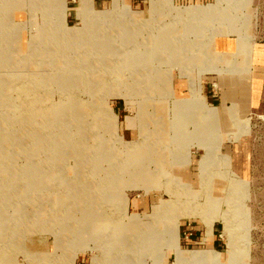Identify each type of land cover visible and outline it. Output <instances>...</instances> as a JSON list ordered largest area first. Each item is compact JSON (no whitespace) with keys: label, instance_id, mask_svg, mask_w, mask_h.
<instances>
[{"label":"rangeland","instance_id":"obj_1","mask_svg":"<svg viewBox=\"0 0 264 264\" xmlns=\"http://www.w3.org/2000/svg\"><path fill=\"white\" fill-rule=\"evenodd\" d=\"M83 1L92 12H114L118 8L119 16L107 23L115 27L116 22L123 19L124 24L117 27L118 29L125 27L126 31L113 33L115 37L111 35L110 43L112 46L120 45L121 39H126L123 43L130 48L132 54H138L140 57L149 53L146 45L151 43L145 41L148 39L151 41L155 36L158 40L163 39L161 30H174L176 27L183 29L180 36L190 45L192 39L196 41L195 44L197 41L210 40L214 45L215 39L220 35H231L233 38L237 36L240 49H244L247 59L252 51V43L264 49V0H121L123 6L120 7H117L118 0ZM33 3L40 5L33 6ZM10 4L13 7L10 16H3L1 12L3 8H0V21L10 24L0 27V136H3V139L0 137V142H5V150L3 152L0 150V173L5 175L3 180H0L2 200L0 227L2 230L6 229L0 233V264H92L93 259L99 264H106L108 259L106 254L111 256V262L107 264H121L118 262V255H114L119 254L117 249L121 243L129 244L131 247L127 264H176L177 248L187 251H208L209 254L217 252L220 261L215 264H264V115L242 119L232 114L237 126H245L242 131L249 133L246 149L250 171L245 179L232 171L228 157L221 153V146L216 141L200 142L198 131L187 128L186 125L191 123L189 115H186L187 111L175 109L181 103H186L184 101L193 100L208 112V117L209 114L216 115L209 106L204 105L203 99L196 95L193 99L174 100L162 96V92L167 96L173 95V83L181 75L188 78L191 90L195 92L198 90L200 93L204 73L221 74L225 70L228 71L230 66L220 65L223 58L219 57L226 58L229 54L219 56L223 52L214 48L211 57V50L184 49L183 52L178 50L175 56H170L168 49H162V53H154L151 59L139 58L137 60L139 65L133 64V58H130V64L126 60L124 65L118 64L117 58H112L109 60V68L115 74L117 72L114 75L117 79L111 81L104 78L112 74H104L100 64L87 56L89 51L82 49V46L90 44L77 42L71 44L72 50L69 52L76 56L82 55L83 59L75 57L73 62L78 65L80 63L86 68L79 72L83 74L81 80L74 83L75 89L67 95L63 87L70 83L67 80L73 74L66 59L60 57V52H57L54 60L50 61L37 59L35 52L30 54L28 50L38 45L47 46L48 36L63 33L64 24L67 28L71 27L68 30L72 35H77L81 39L85 37L84 32L81 30L75 32L73 30L77 28L73 27L86 26V30L89 31L95 27L101 28L103 24L99 26L95 23L91 18V12H88L87 20L83 19L82 0H50L47 12H44L43 3H38L37 0H21L18 7L16 1ZM94 38L106 39L100 36ZM45 53L49 54L47 51ZM217 53L220 54L217 56ZM141 62L145 65L140 64ZM181 62L183 63L180 64ZM218 68L222 71H217ZM86 73L87 75H84ZM33 77H55L60 83L50 82L48 88L51 91L46 93L44 91L46 84L41 85V89H38L37 83L32 86L30 79ZM85 77L89 80L98 77L100 82H97L103 87L95 92L86 91L88 85L95 86L97 82L86 81ZM186 77L183 78L187 80ZM30 86L36 90L32 91ZM70 100L85 105L88 111L82 118L86 123L90 122L91 128L86 133L74 124L70 127L71 135L65 141L61 139L63 128L62 130L57 128L55 132L53 130L52 135L48 125H44V120L51 115V109L55 105ZM165 101L168 106H174L175 112L183 113L176 119L185 122L182 128L181 123L172 125L171 133L168 129L162 131V102ZM31 112H34L38 122L37 129L34 127L33 130L40 135L44 131L47 134L51 133V136L42 139L41 142L50 141L51 145L52 141L56 140L55 148L45 146L48 147L46 149L37 140L35 145H27L25 138L24 144L13 145L14 142L20 141V135L26 136L24 134L27 130L24 133L23 129L26 128L21 125ZM127 117L135 119L138 137L134 136L131 128H127ZM214 125L215 130L218 129V124ZM209 130L211 132V129ZM78 142L79 146L75 144ZM193 144L204 151L198 160L200 187L196 184L192 186L186 181L188 179L184 177L183 169L182 173L176 169L178 167H174L191 161ZM163 145L170 149L175 146V149L165 153L162 150ZM146 149L148 152L139 153ZM207 149L209 152L215 150L216 154L212 161H208V174L204 176L201 162L202 159H207ZM103 151L105 153L112 151V156L108 153L103 156ZM24 152H29L27 154L29 156L22 157V154L25 155ZM76 152L82 154L79 159ZM7 154H11V158H14V154L17 155L14 162L6 161ZM30 155L38 158L37 172L33 173L32 166L31 172L25 175L27 174L25 169L28 168L26 159L29 161V158H32ZM193 155L199 157L201 151L193 147ZM221 156L225 158L226 170L235 174L232 173V177L243 180L244 190L239 196L234 194L231 200L226 198V203L213 207L211 196L223 195L224 185L232 183L231 178L217 176V172L225 169L219 161ZM100 158V161H96ZM138 158L146 159L143 162L144 165H148V171L145 173L147 175L139 181L147 182L149 188L131 184V181L137 179L136 174L120 168L119 172L123 177L115 179V183L108 184L107 189L110 193L105 210L98 194L92 192L101 188L99 184L103 185L110 180L111 166L131 167L134 163H140ZM81 165L80 175L84 182L78 184L74 179L78 177V167ZM180 173L183 177L179 176ZM7 179L10 182H7ZM205 181L210 185H204ZM76 183L79 187L84 183L89 184L87 190L89 193H76ZM123 184L124 187H120ZM207 188L212 189L208 197H206L208 192L204 191ZM186 190L198 196L192 205L187 204L188 207L196 205L195 210L205 216L196 215L190 208H187L189 209L187 211L185 205L178 207L171 203L173 207L171 212H175L178 218L169 216L170 213L155 218L153 221L154 223L157 221L154 225L158 227L156 232L161 237L160 242L147 241L157 235L155 229L149 225L154 207L157 204L161 205L163 200L170 199V194L179 192L186 194ZM13 198L14 202L6 201ZM135 198L139 201L138 212L133 210L132 200ZM237 203L238 206L229 208L231 204ZM92 206L97 216L86 226L84 217L87 213L93 212ZM102 218L105 220L101 221ZM78 221L81 224H78ZM92 221H95V224ZM173 221H177V224ZM193 221H199L209 234L213 233L214 227L218 230L222 235V252L205 249L208 247L199 244L182 246L183 248L180 246V227ZM86 227L94 228L98 235L93 230H86ZM175 227L177 228L174 232ZM11 228L15 229L14 235L10 231ZM141 229L149 232L147 240H144L145 234H140ZM125 231L127 234L124 235ZM103 233L109 236H103ZM232 235L238 237L237 243L234 242ZM119 238H126V242L120 241ZM230 244L238 246L234 260L226 257ZM140 245L142 249L139 250L137 247ZM111 247L114 248L112 255L109 252Z\"/></svg>","mask_w":264,"mask_h":264},{"label":"bare ground","instance_id":"obj_2","mask_svg":"<svg viewBox=\"0 0 264 264\" xmlns=\"http://www.w3.org/2000/svg\"><path fill=\"white\" fill-rule=\"evenodd\" d=\"M13 1H16V3H17L16 7L20 6L21 0H0V8L1 7L3 8V9L1 8L2 9L1 12H2L3 16H10L11 10L13 9V7L11 6L10 3H12ZM37 1H38V3H40V2L43 3L42 4V7L45 10V11L44 10L43 11L44 12H47L46 9L49 8L48 7V4H49L50 0H37ZM120 1L121 0H118L117 1L118 2L117 7L123 6L122 3H120ZM32 5L33 6H37V5H40V4L33 3ZM82 7H83V9L81 8V11H82V17H83V19H86L87 20V18H88V12H91V18H92V20L95 23H98L99 26L101 24H103V27H101V28L95 27L96 29L95 28L89 29V31L86 30V26L73 27V28H77V29H74L73 30L75 32H77L79 30H81V31L84 32V36L85 37H82L81 36L83 38V39H81L80 37L78 38L77 35L76 36L72 35L71 32H70V30H68L69 27L67 28L66 27V24H64L62 26L63 31H64L63 33L57 34L56 36H53V35H49L48 36V44H47V46H43L42 45L43 47H41V46L38 45V46H36V48L29 49L28 50V51H30L29 52L30 54L33 53V52H35V54L38 56L37 59H40V60L50 59V61L51 60H54L55 54L57 52H60V54H61V55L59 54L60 57H63L64 59H66V63L68 64V66H70L69 67L70 72H72V74H73L70 77V79H68V80L65 79V80L68 81V83L70 82L68 85H66V86L63 87V88H65L64 90L66 91L67 95H70L71 92H73V89H75L74 88L75 87V84L74 83H77V82H79L81 80V77L83 76V74L82 73H79V72L83 71V69L86 68V67H83L80 63L78 65V64H76V63L73 62V59L75 57H78V58H82L83 59V56L82 55L81 56H76L72 52L71 53L69 52L70 50H72V45L75 44V43H77V42L78 43L79 42H84V43H87L88 42V44H90L89 46L88 45L82 46V49H85V51H87V52L89 51V53L87 54V56L89 57L90 60L91 59H95L97 61L98 65L100 64L101 70H103L102 72L104 74H112V75L107 76L106 78H104L106 80H111V81L114 80V79H117V77H114V75H116L117 72L115 74L114 72L111 71L112 69L109 68L110 67L109 66L110 65L109 60L112 59V58H117L119 60L117 63L118 64H123V65L126 62V60L128 61V64H130L131 63L130 62V58H133V64L139 65V61H137V60H139V58L147 57L148 59H151L153 57V54L154 53H158V52L162 53V49H164V50H167L168 49L170 51V56H175V54H177V51L178 50L175 47L176 46L175 45V42L180 41L181 40V36L175 34L172 29H168V31L161 30V33L164 35L163 39L162 38L161 39L159 38V40H158L157 39V36H155L154 38H152L151 41H150V39H148L147 41H145L146 43L147 42L148 43H151L150 45H146V49L149 51V53L146 54V55H142L141 54L142 55L141 57L138 54H132L131 53L130 48H128L125 45V43H123V41L126 40V39H123L122 38L121 39V42L122 43L120 45L114 44L115 46H112V44L110 43V40H111L112 36L115 37V35L113 33H119V32H122L123 33V32L126 31L125 30V27H123L121 29H118V27H117V26H122L124 24L125 21L123 19L121 20L122 22L121 21L116 22L117 24H116L115 27L113 25H110V24L107 23L108 21H111V19L117 18L119 16V15H117L118 8L114 12H109V11L92 12V9L90 7L88 9V7H86V4L84 3L83 0H82ZM121 18H123V17H121ZM104 24H107V25H104ZM9 25L10 24H8L6 21H4V22L3 21H0V27L1 26H9ZM96 26H97V24H96ZM69 29H71V27ZM94 36L95 37H99L100 36V37L106 38V39L98 40V39L94 38ZM183 50H184V48L181 50V52H183ZM42 51H43V53H42ZM45 51L49 52V54H46ZM218 54H220V53H217L216 55L218 56ZM225 54L226 53L223 52L219 56L225 55ZM219 58L220 59H222V58L224 59L223 56H221ZM219 58H218V60H220ZM150 63H152V62H150ZM182 63L183 62H181L180 64H182ZM140 64L145 65V63H142V62ZM216 70L217 71H222L221 68H218ZM231 70L237 71L238 68L237 67L230 66L229 69H228V71H231ZM90 74L91 73L89 72V75ZM84 75H87V73L84 74ZM95 78L96 77H93L90 80H89V78L88 79L86 78L84 80H86V81L89 80V82H91V83L92 82L96 83L97 81L100 80V79H98V77L96 79ZM30 81L32 83V86H34V83H37V86H39L38 89H41L40 88L41 85L46 84V86L44 88V91H46V93H48L49 90H50L48 88V84H50V82L60 83L59 79H57L55 77H46V78H43V77H36L35 78V77H33V78L30 79ZM100 85H102V84H100ZM100 85L97 82V84L95 86L94 85H92V86H89L88 85L85 89H86V91H89V92H95V91H98L99 89H101V87H103V85L102 86H100ZM32 86H30V89L32 91H35L36 89L34 87H32ZM192 92H193L194 95H196L194 90H192ZM184 102H186V103H181L175 109L176 110H179V111H181V110L183 111V110H189V109L192 108L191 107L192 100H189V102L188 101H184ZM84 106H83V104L81 102L76 101V100H70V101H67V102H65L63 104L55 105L54 108L51 109V115L48 116L47 119L44 120L45 121V124L44 125H46V126L48 125V127L52 131L51 132L52 135H53V130L55 132L57 130V128H61V130L63 128V132L64 133L61 134V139L62 140L65 139V141H66L67 137L69 135H71L70 127L71 126H74V124L78 125L79 126V129L84 130L87 133V131L91 128L89 126L91 124H90V122H87L86 123V121L82 118V115H84V113H86L88 111V109H86V107H84ZM97 111L98 110H96V112ZM67 112H68V116H66L67 115ZM205 113H206L205 115L207 116L208 115V112H205ZM141 114L142 113H140V117H141ZM235 114L236 113H233V115H235ZM186 115H189V117L191 118L190 111L187 112ZM65 116H66V118H64ZM26 118L27 119L25 120V122L21 125L22 127H25L26 128V129H23L24 130L23 131L24 133L27 130V132L24 134L26 136H21L20 135V141L19 142H14L13 145L15 143L24 144V142H25L24 141V138H25V140L27 139V142H26L27 145H29V144H34L35 145V140H37V141H40L39 144L43 145L44 147L45 146H52V147L55 148V145H56L55 142H56V140H54V141L51 140L52 141L51 145H50V141L49 142H44V143L41 142L42 139L48 137L49 135L51 136V133L47 134L44 131V132L41 133L42 135H44V136H42V135H40L39 133H36L33 130L34 127H35V129H37L36 124L38 123L36 121V118L37 117L34 114V112H31L30 115H27ZM190 118H189V120H190ZM215 119L216 118L213 117V119H212L213 121L211 120L212 121V125L210 126V127H212V129L210 128L211 129V132H213V130H215V125H214V123H216V120ZM179 122L181 123L180 124V127L182 128L184 126V123L185 122L183 120H181ZM93 126H94V124H93ZM43 129H44V127H43ZM200 129H202V126H200ZM206 129H207V125H206ZM206 129L204 128V131L207 132ZM68 130H70V131H68ZM68 132H69V134H68ZM200 134L203 135V133H200ZM202 137H204V138L207 139V137H205V136H202ZM2 139H3V136H2ZM178 139H180V136H178ZM175 140H176V138H174L173 141H175ZM0 144H1L0 150H2V152H3V150H5L4 149L5 148L4 147L5 142L4 141L3 142H0ZM75 144L79 146L80 145V142L75 143ZM171 144H172V142H171ZM168 145H170V144H168ZM45 148L47 149L48 147H45ZM27 149L29 151V148H27ZM173 149H175V146H174ZM173 149H170V147H168V146H164V145L162 146V150L165 153H167L168 150H173ZM145 152H148V150L147 149L146 150H141L139 153L144 154ZM28 153L29 152H24L25 155L22 154L21 156L22 157L29 156V155H27ZM107 153H108L109 156H112V151H108L106 153H105V151H103L102 155L103 156H106ZM206 153H207L206 154V158L207 159L204 158V159H202V162H201L202 172H203L202 175H204V176L208 174L207 164L210 161H212V159H214V156H215L214 151L209 152V150H208V151H206ZM7 155H8V158L6 159L7 162L8 161L9 162H14V160L16 159V156H17L16 154H14V158H11L12 157L11 154H7ZM81 155L82 154H80V152H78V153L76 152V157L78 159H79V157ZM30 157H32V158H29L30 159L29 161H28V159L24 158V159L27 160L26 162H28V163H26L28 168L25 169V173H27L25 175H28L31 172V167L32 166L36 167V169L33 167V169H32L33 173H36L37 172V164H36V162H37V159L38 158L36 159L34 155H30ZM144 158H138L137 160L140 163H134V164H132L131 167L126 166V165H120V166L117 165L116 167H112V166L110 167L111 168L109 170V173H110L109 174L110 175L109 179L110 180L107 181V183H103V185H100L99 184V186L101 188L100 189H97V190H95V191L92 192L95 195L98 194V197L100 199V202L104 204L105 210H106V205L105 204H107V202L109 201L108 194L110 193V191H108V189H107L108 188V184L110 182L111 183H115V181H116L115 179H119V178L123 177V174L119 172L120 171V168H122L123 170H125L127 172L130 171V172H134V174H136V176H137L136 178L137 179H134V181H131L132 182L131 184H133L134 186H143L145 188H149L148 187L149 185H148L147 182H145L144 180H143V182L142 181H139V179H144L146 177L144 175H147L145 173L148 171V167H147L148 165L147 164L144 165V162H143V161L146 160ZM109 159L112 160L113 158H109ZM220 159L221 160H219V161H220V163L222 164V166L225 169L223 171L217 172V176L223 177L225 179L231 178L232 183L231 184L230 183H226V185H224L225 188H224L223 193H222L223 195H221V196H211V202H212V206L213 207H217V206L221 205L223 202L226 203V201H225L226 198H228V199L231 200V197L234 194H236V195L239 196V194H242V192L244 190V187H243L244 182H243V180H240L238 178H233L232 177V173L233 172H230V171L226 170L227 169V166L225 167V165H226L225 158L222 157ZM100 160H101V158L100 159H97L96 161H100ZM163 161H165V160L163 159ZM81 169H82V165L80 167H78V172H77L78 177H75V179H74V181L76 180L78 184L84 182L82 180L81 175H80ZM227 171H228V173H227ZM113 172H115V173L113 174ZM4 176L5 175H3V174L0 173V180ZM10 176H14V175H10ZM7 182H10L9 179H7ZM220 182L222 183V181H220ZM77 183H76L75 186H77ZM124 185L125 184L121 185L120 187H124ZM204 185L208 186L210 184H208V182L205 181V184ZM89 186L90 185L87 184V183H84V185H82L80 187L78 185L77 187H75V189H76L75 191L78 194H81V193L87 194V193H89L87 191L89 189ZM102 186L104 188H102ZM103 189H105V190H103ZM167 191L170 192L169 190H167ZM204 191L205 192H208V194L206 195V197H208L209 196V192H212V189H208L207 188ZM12 193H14V192L12 191ZM184 194H185L184 192L175 193L174 195L170 194V199L163 200V202L161 203V205L160 204H157L154 207V212H153V215H152V220H151V222H150L149 225L155 229V232H156V229L158 228L156 225H154L155 223L157 224V221H155V223L153 221L155 218L160 217L162 215L163 216H167V213H170L169 216H172L174 218L175 217L178 218V216L175 214V212H173V213L171 212V209L173 208V207H171V203L174 204V205H176V206H178V207H183V205H185L184 208H186V210H187V208H190V211H193L196 215L205 216V215H203L202 212H198V211L195 210L196 209L195 208L196 205L195 206L194 205L191 206L196 201L195 199H197L198 196H194V194L191 193L189 190H186V194L185 195ZM182 195L185 196V197H183ZM0 196H1V190H0ZM92 199H94V198H92ZM0 201L2 202L1 198H0ZM6 201H12V202H14V198L11 199V200L10 199H6ZM188 203L191 204L189 207L187 205ZM235 205L238 206V203L237 204H231L229 208L231 209L232 206L235 207ZM91 208L93 209V212L87 213L86 216L84 217L85 218V225L86 226L90 224V222H89L90 220H94L95 219V216H97L96 213H95L96 210H94L93 206ZM104 220L105 219L102 218L101 221H104ZM110 220H112V219H110ZM95 221H92V222L95 224ZM173 222L177 224V221H173ZM77 223L78 224H81L80 221H78ZM226 223L229 226L228 221H226ZM13 226H15V223H13ZM4 227H3V229H4ZM176 228L177 227L174 228V232L176 231ZM80 229H81V227H80ZM85 229L86 230H88V229L93 230V232H95V234L98 235V232H96L94 228L91 229V228H87L86 227ZM81 230H84V228L82 227ZM2 231L4 232V231H6V229L2 230V227H0V233ZM10 231L12 232L13 235L15 234V229L14 228H11ZM125 234H127L126 231L124 232V235ZM140 234H142V235L145 234V237H144L145 239L144 240H147L146 238L149 237V232H145L142 229L140 230ZM156 234L157 235H156L155 238L149 239L147 241L155 242V240H156V241L160 242L161 237H160V235H159L158 232H156ZM75 235L76 234H74V236ZM104 235L109 236V234H107V233H103V236ZM236 238H238V237H234L233 236L234 242L237 243V239ZM119 239H120V241L126 242V238H119ZM146 245H148V243ZM237 247H238L237 244L236 245H233V244H230L229 245V251H228V253L226 255V257L229 258V260H234V258L236 257L235 256V253H237V251H238L237 250L238 249ZM130 248L131 247H129V244H123V243H121L118 246L117 252L119 254H114V253L113 254L115 256L118 255L117 257L119 258V261H118L119 263H121V264H127L128 263L127 262V257H129ZM137 249H139V250L142 249V246L140 245L139 248L137 247ZM113 250H114L113 247H111L109 249V252L111 253L110 255H112ZM106 252L108 253V251H106ZM106 257L108 258L107 261L105 262L107 264L109 261L111 262V260H110L111 256H109L108 254H106ZM176 260H177L176 261V264H192V263L215 264L216 262H219L220 261L217 252H212L211 254H209L208 251H204V252L187 251V250H181V249H178V248L176 249ZM92 264H99V263L95 259H93V263Z\"/></svg>","mask_w":264,"mask_h":264},{"label":"crops","instance_id":"obj_3","mask_svg":"<svg viewBox=\"0 0 264 264\" xmlns=\"http://www.w3.org/2000/svg\"><path fill=\"white\" fill-rule=\"evenodd\" d=\"M96 1L103 2L104 0ZM173 29L174 33L179 36L183 34V29H177V27ZM166 31L168 30L166 29ZM182 39L183 38L181 36V40L175 42L177 50H182L183 48L206 49L211 50L212 57L214 50L216 49L229 54L228 57L224 58L219 63L220 65L238 68L237 71H224L221 74L217 72H207L202 75L200 87V93L202 95L198 92V90H196V97L200 96L205 103L202 104L209 106V108L212 109L216 115L209 114V117L206 116V110H203L202 107L193 100L191 105L192 108L184 111H190L191 113V123L186 125L187 128L189 130L195 129L198 131L197 135L198 138L201 139L200 142L209 143L210 141H216V143L221 146V153H225V157H228L232 171H234L237 176L246 179L250 171L247 160L248 151L246 149L247 143H249V133L246 134L245 131H242L243 128H246L245 126H237L233 120L232 114L236 113L235 115H238V117L242 119L247 117L251 119L254 115H264V49L252 43V51L247 59L244 49H240L237 36H234L233 38L231 35H220L215 39L214 45L210 40H207L206 42L197 41L195 44L196 41L194 39H192L193 41L191 40L193 44L191 43L190 45V43H186ZM179 75L181 74L179 73ZM181 76L177 77L173 83V95L167 96L162 92V96L171 97L172 100H174V98H195L190 88L188 78L186 76ZM183 77H186L187 80ZM180 114L182 113L174 111L173 106H168L166 101L162 102V131L168 129L171 133L170 127L180 123L179 120L176 119V117L180 116ZM213 117L216 118L215 120L218 124V129L213 130V132L210 133L209 129H212L210 126L213 121ZM127 118V128H131L134 136L138 137L139 131L135 129V119L133 117ZM200 126H202V129H200ZM204 128L207 132L204 131ZM200 133H203V135ZM202 136L207 137V139ZM191 139L193 138L191 137ZM193 147H197L201 151V155L199 157L193 155ZM191 153L192 159L190 162L177 164L174 167H178L176 169L179 172H182L183 169L184 177L188 179L186 181H189L192 186L193 184H196L200 187V166L198 160L202 157L204 151L198 145L193 144L191 146ZM179 176L183 177V174L181 175L180 173ZM132 205L133 210L137 211L139 208L138 199L135 198L132 200ZM221 236L222 235L218 233V230L215 229V227L213 233L209 234L203 229L202 224L199 223V221H193L182 228L180 227L179 243L181 247H189L192 244H199L208 247L205 249H216L221 251V247H223Z\"/></svg>","mask_w":264,"mask_h":264}]
</instances>
